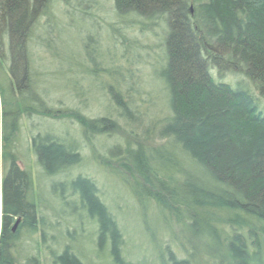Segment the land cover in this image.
Listing matches in <instances>:
<instances>
[{
  "label": "trees",
  "instance_id": "obj_1",
  "mask_svg": "<svg viewBox=\"0 0 264 264\" xmlns=\"http://www.w3.org/2000/svg\"><path fill=\"white\" fill-rule=\"evenodd\" d=\"M111 1L122 21H149L151 31L164 23L165 65L160 77L171 114L160 139L167 142L127 144L118 160L122 179L141 205L153 204L168 226L173 218L185 233L182 256L167 249V262L264 264V112L255 97L256 93L264 99V0ZM51 5L52 0H0V91L3 96L15 92V111L22 109L29 116L44 114L43 99L34 92L31 42L41 17L50 18ZM92 39L88 36L86 51ZM234 79L239 82L235 86ZM113 97L128 113L120 93ZM13 114L12 109L5 117ZM67 117L74 118L87 136L116 127L107 117ZM11 119L9 127L3 125L5 142L16 125V118ZM33 147L50 176L82 161L77 148L54 137L38 135ZM7 148L8 144L2 154L9 165L2 179L0 264H15L12 240L23 229H37L38 207L31 173L18 166ZM62 186L98 225V243L108 240L112 263L134 264L123 257V232L100 199L96 183L79 176ZM19 218L13 233L12 223ZM55 262L83 264L68 249Z\"/></svg>",
  "mask_w": 264,
  "mask_h": 264
},
{
  "label": "rangeland",
  "instance_id": "obj_2",
  "mask_svg": "<svg viewBox=\"0 0 264 264\" xmlns=\"http://www.w3.org/2000/svg\"><path fill=\"white\" fill-rule=\"evenodd\" d=\"M50 14V18L41 17L31 42L34 92L43 99L44 114L29 116L19 108L16 112L14 90L13 96H3L0 91V219L2 179L9 165L2 157L6 144L18 166L31 173L38 207L37 229H23L12 240L15 264L31 259L36 264H57L55 258L67 249L83 264H113L108 240L98 243V225L62 186L79 176L96 183L100 199L123 232L122 254L127 261L169 264L167 249L179 255L186 244L185 233L173 218L168 226L153 204L141 205L122 179L118 160L127 144L159 146L167 142L160 139V129L171 114L160 77L165 65L164 23L151 31L149 21L132 17L122 21L111 0H52ZM88 36L93 38L87 49L90 54L85 47ZM238 80L231 84L235 86ZM4 87L10 91L9 84ZM117 92L128 113L115 101L113 93ZM255 97L258 109L264 112V99L256 93ZM12 109L14 114L6 118L5 112ZM77 114L88 119L107 117L116 127L109 133L87 136L74 118L67 117ZM12 117L16 125L5 142L3 125L9 127ZM38 135L77 148L81 163L65 173L47 175L33 147Z\"/></svg>",
  "mask_w": 264,
  "mask_h": 264
},
{
  "label": "water",
  "instance_id": "obj_3",
  "mask_svg": "<svg viewBox=\"0 0 264 264\" xmlns=\"http://www.w3.org/2000/svg\"><path fill=\"white\" fill-rule=\"evenodd\" d=\"M20 223H21V218H19V219L16 221V223H15L13 229H12V232H13V233H15V232L17 231V229H18Z\"/></svg>",
  "mask_w": 264,
  "mask_h": 264
},
{
  "label": "flooded vegetation",
  "instance_id": "obj_4",
  "mask_svg": "<svg viewBox=\"0 0 264 264\" xmlns=\"http://www.w3.org/2000/svg\"><path fill=\"white\" fill-rule=\"evenodd\" d=\"M19 103H20V104H19V105H20V107L22 108V102H19Z\"/></svg>",
  "mask_w": 264,
  "mask_h": 264
}]
</instances>
